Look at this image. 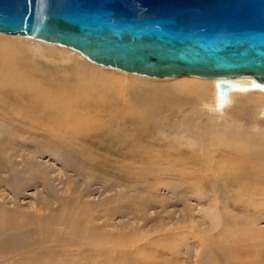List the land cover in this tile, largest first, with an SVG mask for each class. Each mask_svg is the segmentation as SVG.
<instances>
[{
    "label": "rangeland",
    "instance_id": "1",
    "mask_svg": "<svg viewBox=\"0 0 264 264\" xmlns=\"http://www.w3.org/2000/svg\"><path fill=\"white\" fill-rule=\"evenodd\" d=\"M0 34L19 44L0 81L23 76L75 116L14 106L0 83V264H264V173L239 168L245 152L264 151V92L219 108L210 79L145 77ZM188 80L209 88L179 86ZM146 149L157 162L143 167L130 153Z\"/></svg>",
    "mask_w": 264,
    "mask_h": 264
},
{
    "label": "water",
    "instance_id": "2",
    "mask_svg": "<svg viewBox=\"0 0 264 264\" xmlns=\"http://www.w3.org/2000/svg\"><path fill=\"white\" fill-rule=\"evenodd\" d=\"M0 32L69 46L140 75L264 81V0H0Z\"/></svg>",
    "mask_w": 264,
    "mask_h": 264
},
{
    "label": "bare ground",
    "instance_id": "3",
    "mask_svg": "<svg viewBox=\"0 0 264 264\" xmlns=\"http://www.w3.org/2000/svg\"><path fill=\"white\" fill-rule=\"evenodd\" d=\"M0 33H4V32H0ZM5 34H10V33H5ZM12 35H16V34H12ZM18 36H20V35H18ZM12 37H14V36H8V35L0 34V69H3L4 68L3 66H5V65H8V66L11 65L10 64V58H11L10 55H12L14 53L13 52L14 49H17L15 47L14 48H11V47L17 45L16 38L15 37L12 38ZM23 37H25V36H23ZM48 43H50V42H48ZM52 44H54V43H52ZM9 45H12V46H9ZM18 48H19V46H18ZM91 72L93 74H95V75L101 74L104 78H107L109 76L106 73L97 72L96 70H91ZM142 76L148 77L147 75H142ZM187 76H188L189 79H190V77H191V79L192 78H195V77L202 78V77H199V76H196V75H187ZM11 77H12V75H11ZM21 77L22 78H17V79L16 78H13V79H11V78L10 79H4L2 77L3 79L0 81V83L5 84V85L7 84V85H10L12 87L11 89H13L14 95H15V96L13 95L14 97H12V100H13L12 103H13L14 106H18V107H22L23 106V107H25L26 110H28L30 112L31 111H35V110H38V111L42 112L44 115H45V113L52 114V112H53V113H56L57 115H61L62 118H63V120L66 121L67 123H69V122H71V121L74 120L75 116L72 115V110L70 109L72 106H69L67 99L63 95H61V94L60 95L57 94L58 96L57 95H52V90H50V89H43L40 85L35 84V83L29 84V85H25L26 83L24 84V82H23V80L25 78L23 79V76H21ZM203 79H210V80H212V83L215 86V89H213V90H215L214 93H216L215 106L217 105V106H219V108L221 106H224V105L226 106L228 103L230 104V101L232 100L233 95L235 96V94L237 95V93L239 94V93H243V92H247V93H250V92H259V93L264 92V81L257 80L256 78H254L251 75H240V76H235V77H230L229 78L231 81H233L234 83L237 84V88L230 89L227 92L226 100H220L218 98V96H217V85H216L217 78H203ZM201 81H204L205 82L206 80H201ZM129 82H130L129 88H132V85L134 83H138L139 81L130 80ZM138 84H140V83H138ZM160 85H164V84H160ZM179 86L196 90L201 96H203L207 92V90L209 88L206 83L198 82L196 80L195 81L194 80H188L186 83H183L182 82V83L179 84ZM88 87H90V88H88ZM96 87H98V86L95 83H91V82L90 83H85V84L81 85V87H79V89H77V91L79 93H80L81 90L90 91V90L95 89ZM164 87H167V86H157V85H154L152 87L153 89H151L152 90L151 93H157V91H161V90L170 91L169 89L164 88ZM7 94L8 93H6V95ZM145 94H146V92H145ZM144 98H146V96ZM149 99H150V94H149ZM144 100H146V99H144ZM147 101L149 102L148 98H147ZM148 102H146V103H148ZM208 102H203V103H208ZM152 110H154V108ZM15 112H17V111L15 110ZM151 113L152 112L149 111V110L147 112H142L138 116V118H141L142 120L146 121V119L151 115ZM56 118H57V116H56ZM20 119H21V117H20ZM35 120L33 119V121H35ZM41 126H43V125H41ZM68 127H69V125H68ZM69 128H71V127H69ZM215 144H217V146L219 148H221L220 145H219V143H215ZM149 152L150 151H148V149H146V152H145V155L144 156H142L141 153L138 154L137 152H134L132 154L130 153V155L139 156L140 162L143 165H145L143 167H146L147 165L149 166V164H153V163L157 162L156 159L149 154ZM245 154L249 155V157H246L245 158L243 156V158H245V159L239 161V164H240V167H239L240 168V174H242V176L240 175L241 178H244V176L246 174H250L249 176H251V175H258V174L264 173V164H262V162H261V160L264 161V151H261V150L257 151V149H256V151H253V152H245ZM143 167H141V165H140V167H138V168L140 169V168H143ZM244 169H246V170H244ZM256 177H258V176H256ZM261 177H263V176H261ZM259 178H258V180H259ZM262 179L263 178H260V180H262ZM255 180L257 181L256 178H255ZM249 181H251V180H249ZM259 182H258V184H259ZM262 183H264V182H262ZM241 184H243V182ZM262 187H263V185H262ZM247 189L248 188L246 187V190ZM241 190H243V189H241Z\"/></svg>",
    "mask_w": 264,
    "mask_h": 264
}]
</instances>
